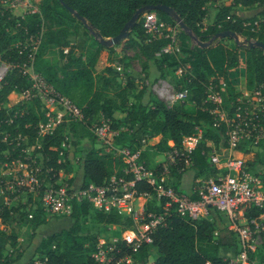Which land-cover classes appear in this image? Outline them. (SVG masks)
<instances>
[{
	"label": "trees",
	"instance_id": "trees-1",
	"mask_svg": "<svg viewBox=\"0 0 264 264\" xmlns=\"http://www.w3.org/2000/svg\"><path fill=\"white\" fill-rule=\"evenodd\" d=\"M73 9L78 16H74L65 9L58 0H41L39 9L41 17L46 21L40 45L35 53L36 70L54 86L61 94L67 96L81 108L84 120L77 123L57 124L51 133L39 132L38 125L45 123L46 118L41 110L38 99L31 96L30 83L22 74L20 68L14 67L9 71L1 85L0 102L6 101L11 92L29 91L30 102L15 104L11 107L0 106V164L30 162L29 155L25 152L29 146L34 147L35 153L41 155V168L36 171L37 177L43 186V180L50 186L57 187L60 172L70 167L67 151L61 147L66 138L64 133L67 128L72 134H79L88 138L92 135L89 129L90 121L98 115L109 118L112 126L118 122L133 129L130 149L137 150L142 147V138L160 136L159 142L154 146L161 153L168 150V142L172 141L178 146L183 136L196 133V127H201L202 137L211 140L215 145H226L225 129L221 124L214 126V118L209 113L208 104L203 103L205 90L208 84L218 87V81L223 80L228 88L238 83L236 74L240 65V51H244L245 87L251 89L264 81V49L260 46H249V41L264 44V20L259 17L239 18L234 15L233 5H251L264 0H232L231 4H223L204 24L203 19L208 16L207 5L221 0H63ZM166 5L173 9L175 16L180 18L186 29L165 12L155 9L157 16L169 26H177L175 45L182 57L176 53H163L162 48L168 39L151 38L142 27L143 14L139 16L128 37L116 45L136 46L147 62L152 63L159 76L164 75L165 68L176 69L179 64L189 65L183 80L184 88L189 91L187 100H190L195 109L187 111L179 102L171 107L166 106L161 100L154 97L147 87L142 85L136 90L134 80L126 79L124 86L118 82V72L111 65L113 48L115 45H103L100 40L116 36L123 25L130 19L134 11L145 5ZM264 16V11L261 13ZM6 25L13 26L15 33L6 31ZM28 34L39 32L41 19L37 14L28 15L21 21ZM187 30L196 37L197 43H208L203 46L190 47L186 42ZM234 32L243 38L242 42H235L233 38L215 37L219 32ZM69 34L74 36V42L68 41ZM16 37H23L21 27H15L13 19L5 23V18L0 17V52L6 61H15L22 57L20 48L14 46ZM170 42V41H169ZM93 45V50L87 58L82 52L86 46ZM52 46H60L62 64L60 67L47 62L44 55ZM231 75L230 72L233 71ZM146 71V70H145ZM148 76V73H145ZM209 77L212 79L209 81ZM234 82V83H233ZM134 94L135 102L128 99L129 92ZM121 108L125 115L118 121L114 118V111ZM88 125V126H87ZM78 127V129H77ZM25 139V144L21 139ZM264 146V141L259 143ZM243 149V147H239ZM147 150L144 149L141 158L146 165ZM206 147L202 140L189 156V165L177 163L171 167L170 174H175L177 168L194 169L193 181L198 177H209L216 173L206 156ZM245 153L249 152L243 149ZM254 160H246L245 166L250 170ZM125 164L118 155L111 152L98 153L89 149L82 160L83 183L93 182L101 185L112 175H122ZM179 176L182 174L178 172ZM138 191L147 189L146 184L136 183ZM176 190L177 188L174 187ZM178 191V190H177ZM191 199L197 196L190 193ZM72 203V212L68 216L78 219L93 210L88 202ZM23 205L1 204L0 224L6 225L14 216L24 218L28 213H23ZM148 208H151L149 204ZM44 211L36 208L29 221L34 226L44 222ZM53 217V216H51ZM97 222L102 224H122L129 220L114 213L94 212ZM49 218V217H48ZM212 223L209 219L192 220L176 213L167 216L163 225L153 233L151 247H155L157 255L149 260L148 249L143 248L137 257V264H230L218 254L219 245L212 235ZM57 234H51L40 243L41 253L39 264H94L93 258L83 245L75 238L70 243H61ZM15 246L17 237L14 233H6L0 229V264H11V260L4 253L5 245ZM92 251V250H91ZM32 258L30 264H34Z\"/></svg>",
	"mask_w": 264,
	"mask_h": 264
},
{
	"label": "built area",
	"instance_id": "built-area-1",
	"mask_svg": "<svg viewBox=\"0 0 264 264\" xmlns=\"http://www.w3.org/2000/svg\"><path fill=\"white\" fill-rule=\"evenodd\" d=\"M39 2L40 0H0V17L5 18V23L13 19L14 26L21 27L25 39L36 38L41 42L43 18ZM33 14L40 17L41 29L39 32L28 34L21 21ZM142 27L151 38H157L161 32L171 30V26L163 22L154 11H146L143 14ZM6 31L15 33L13 26L9 25H6ZM14 46L20 48L19 54L22 55L21 45ZM175 48L179 50L174 39H171L162 48V52L175 53ZM32 60H23L18 67L29 81L31 96L39 100L46 118L45 123L38 125L39 132L51 133L64 116H69L74 121H83L81 108L37 73ZM10 62L12 63L0 54V89L11 68ZM185 66L187 65L179 64L175 74L180 76L186 73L188 69ZM226 87L223 80L218 81L217 88L211 83L208 84L203 101L208 104L209 113L214 118V126H224L226 145L219 143L217 146L213 141L203 139L201 127H196V133L183 136L177 147L169 141L170 148L164 153L161 152L165 160L152 165H146V161L141 158L143 148L152 137L142 138V147L137 150L128 146L116 149L113 144L117 131L109 118L102 117L98 124L89 129L96 139L107 147L106 152L121 157L125 164L122 175H112L101 185L89 181L76 187L58 185L45 188L40 203L46 217L71 214L72 201L88 202L95 211L114 212L122 216L123 219L129 220L128 227L111 241L103 240L97 243L89 255L94 264H137L134 257L143 248L151 247L154 231L165 223L171 213L200 220L206 219L208 209L212 208L227 220L229 231L234 233L238 241L236 255L234 259H229V263L252 264L250 254L255 251L256 242L264 237V187L261 179L247 170L243 159L245 152L239 147H257L264 141V81L254 88L247 89L243 75V83L237 86L238 89L230 103L225 94ZM152 90L168 107L186 101L189 96L187 88L174 89L166 82L154 85ZM22 93L29 98V91ZM202 140L208 147L206 156L216 173L195 179L192 189L197 198L191 199L187 194L177 191L169 182V177L173 165L181 162L185 165L191 163L189 156ZM21 141L25 144L24 138ZM61 147L65 148L64 140ZM25 152L28 154L27 150ZM1 165L0 190L2 184L9 189L14 186L29 192H35L41 187L30 162L15 160ZM180 168L183 170V167ZM138 182L146 184L147 189L138 191ZM111 225L116 228L117 224H109L108 227L111 228ZM34 264H39V261L35 260Z\"/></svg>",
	"mask_w": 264,
	"mask_h": 264
},
{
	"label": "rangeland",
	"instance_id": "rangeland-1",
	"mask_svg": "<svg viewBox=\"0 0 264 264\" xmlns=\"http://www.w3.org/2000/svg\"><path fill=\"white\" fill-rule=\"evenodd\" d=\"M224 3L231 4L232 0H223V2L218 1L212 4H208V16L203 19V23H208L209 19L212 17L211 14L215 12V9L219 8ZM232 10V13H234L236 17L242 19L249 17H259L261 18V20H264V16L261 15V13L264 11V1L261 4L255 2L251 5H244L242 3H239L237 5H233ZM45 25L46 21L43 20L42 33L45 29ZM177 33L178 27L171 26L170 31L161 32V34L157 36V38L168 39V42L171 39H174L175 42V35ZM237 36L239 39V43L242 42L243 38L239 35ZM16 39L17 40L15 44H17L18 46L20 44V47H22V57H20L18 60L12 61V63H9L11 65L9 71H11L14 67L19 66L23 60H32V57V62L35 67V53L37 52L38 47L40 45L39 40H36V38L25 39L24 37H22L21 39L19 37H16ZM67 39L70 42H74V36L72 34H69ZM186 42L188 43V45H190V47H195L198 45L195 41V36L192 33H188ZM86 47V50L82 52L84 58H87L89 53H91L93 50L92 44L91 46L87 44ZM60 49V46H52L48 50V53L44 55V59L47 62H51L57 67H60V65L62 64ZM174 51L179 58L182 57V54L179 50L175 48ZM145 63L146 62L144 57L136 46H124L121 44H115L113 48L111 65L118 72L117 80L121 86H124L126 83V79L130 77L134 80L136 90H139L141 86L144 85L147 87V91H149L154 97L158 98L155 92L152 90L154 85H159L163 82H166L169 85L173 86L174 89L183 87L185 85L186 80L182 79L185 73L179 76L175 74V69L165 68L164 75L159 76L156 67L152 63L147 62L148 66L147 68H144ZM185 67L186 69H188L189 65ZM244 68V51L241 50L240 65L237 69L238 73L236 74V76H238L237 79L239 80V84L243 83L244 73L242 71ZM35 71L39 73L36 68ZM146 72L148 73V76H146ZM211 79L212 77H209V81ZM238 83L235 82L233 84L232 90L231 88L226 87L225 94L229 98L228 103H230V101L234 98L235 91L236 89H238L237 86H239ZM135 93L136 91H132L128 94V99L131 103L135 102ZM27 102H30V100L29 98L25 97L22 92H11L8 94L6 101L0 102V106L11 107L15 104ZM181 103L184 105V108L187 111H193L195 109L194 104L190 100H186ZM124 115L125 113L121 108L116 109L114 111V118L118 121H121ZM101 118L102 116L98 115L94 120L90 121V123L88 124L89 127L98 124ZM62 121L64 123L78 122L74 121L69 116L62 117ZM115 125L116 126L113 128L116 129L117 133L114 137L113 145L116 149H118L119 147H125L126 144L130 143L133 129H129L128 126H125L120 122ZM64 133L67 135L64 141L65 149L67 151V155L70 161V167L66 171L60 172V177L56 184L61 186L76 187L82 184L84 180L81 165L86 152L89 149H94L98 153H105L107 151V147L104 144L100 143L93 134L90 137L85 138L81 137L78 133L72 134L67 128L65 129ZM159 140V135L152 137L149 140L148 144L143 148V151L144 149L148 148L147 161L151 165L158 161L165 160L164 155L158 152L157 147H154L159 142ZM243 149L249 151L243 154L244 161L254 160V165L252 166L250 171L256 174V176L261 179L262 186L264 187V146L259 144L257 147H249V145H246L245 147H243ZM27 152L29 155L28 157L30 160L31 167H33L35 171H39V169L41 168V155L35 153L33 146H29L27 148ZM178 170L182 172L180 176L178 174ZM1 171L2 165H0V172ZM194 171L195 170L192 168H186L184 170L178 168L177 171H175V174H170L169 182L172 184L173 187H176L179 192L190 193L192 191V187H194L195 185V181H193ZM198 178L201 179L205 177ZM49 186L50 184L47 181L43 180V186H41L35 192H29L25 189H17L14 186L9 189L8 187H6V185H1L0 205L6 204V202L9 206L12 204L16 205L17 203H19L23 205V213H28L30 211L28 214V218L27 215H25L24 218L20 220L19 215H16L14 216L13 220H10V222H8L6 225L0 224V229L4 230L6 233H14L17 237V243L15 246H10L9 242H7L5 245L4 253L11 260V264H30L32 258L39 261V255L41 253L40 243L42 240L46 239L51 234L60 235L59 240L61 243L63 242V244L70 243V239L75 238V241L81 243L85 250L88 253H91V250L93 251L97 243L103 240L106 242L111 241V239H113L114 237L120 236V231H123L126 227H128L129 222H127V226L125 223L117 224L116 228L115 225H111L110 228L108 227V224H102L97 222L94 217L95 210L89 211L86 215H81L78 219H75L68 215L53 216L49 218L44 216V222L38 226H34L33 223L29 221V218L31 217V214L34 209L41 207L40 198L42 191ZM206 219H209L211 221L213 229V238L217 240L218 244H220L218 254L220 252L222 257L226 259H234L239 245L234 233L230 232L227 227V220L220 216L212 208L208 209V215ZM156 255V248L150 247L148 249L149 260H153ZM136 259L137 257H134V260ZM250 260L252 264H264V237H262L256 242L255 251L251 252Z\"/></svg>",
	"mask_w": 264,
	"mask_h": 264
},
{
	"label": "water",
	"instance_id": "water-1",
	"mask_svg": "<svg viewBox=\"0 0 264 264\" xmlns=\"http://www.w3.org/2000/svg\"><path fill=\"white\" fill-rule=\"evenodd\" d=\"M58 1L61 3V5L65 9L69 10L74 16H77L79 19H81V17L78 16L77 13H75L73 11V9L69 8L63 0H58ZM155 9L161 10V11L165 12L166 14H168L171 17H175V19L180 23L181 28L182 29H186L184 24L180 22L181 21L180 18L175 16V13H174L173 9H171L170 7H168L166 5H161V4L145 5V6L140 7V8H138V9H136L134 11V13L130 17V19L123 25V27L121 28V30L119 31V33L116 36L100 40L101 44L111 46V45H115L119 41L125 39L126 37H128L130 31L134 27V24L137 21V19L139 18V16L141 14L145 13L146 11H152V10H155ZM187 33H191V31L187 30ZM224 36L231 37V38L234 39L235 42H239L238 36L234 32L223 31V32H219V33H217L215 35V37H217V38L218 37H224ZM195 40H196V37H195ZM197 44L200 45V46H203V45L208 44V43H197ZM249 46L250 47L260 46L261 48L264 49V44L260 43V42L253 43L252 41H249Z\"/></svg>",
	"mask_w": 264,
	"mask_h": 264
},
{
	"label": "crops",
	"instance_id": "crops-1",
	"mask_svg": "<svg viewBox=\"0 0 264 264\" xmlns=\"http://www.w3.org/2000/svg\"><path fill=\"white\" fill-rule=\"evenodd\" d=\"M219 2H223V0H221V1H219ZM224 4H227V3H224ZM217 9H218V8H217ZM217 9H215V12H214L213 14H211V16L215 15V13L217 12ZM233 72H234V70L231 71L230 74L232 75ZM68 159H69V158H68ZM0 165H1V164H0ZM192 190H193V189H192ZM181 193H182V192H181ZM190 193H191V192H190ZM190 193H184V194H187L188 196H190ZM219 255L221 256L220 252H219Z\"/></svg>",
	"mask_w": 264,
	"mask_h": 264
}]
</instances>
